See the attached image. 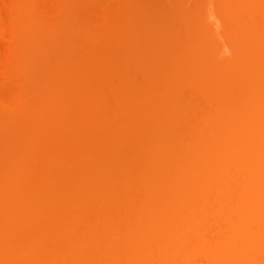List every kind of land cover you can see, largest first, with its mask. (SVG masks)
Wrapping results in <instances>:
<instances>
[{
  "label": "rangeland",
  "instance_id": "rangeland-1",
  "mask_svg": "<svg viewBox=\"0 0 264 264\" xmlns=\"http://www.w3.org/2000/svg\"><path fill=\"white\" fill-rule=\"evenodd\" d=\"M82 42L87 43L88 47L91 44L96 45L100 52L81 49ZM80 51L87 59L80 58ZM108 53L112 57L107 55ZM107 68L113 69L112 75H107L110 72ZM83 76L84 81H82ZM134 77H137L134 83H123L126 78L128 81H134ZM78 78L82 79L81 82ZM142 78H147V82L150 81L147 84ZM140 79L146 84L143 82L144 85ZM89 80L90 83L87 82ZM78 81L83 90L88 89L87 95ZM86 82L93 85L90 87ZM65 84L74 87L72 90L74 94L70 91L72 87L68 88L71 101L68 100L70 97H67L68 89L65 88ZM59 87L60 91L57 89ZM60 92L65 93L62 97L69 101L66 102V105L68 104L66 108L63 106L65 104L60 102L65 109H61V105L58 106L57 103L61 97ZM79 102H81L80 106H78ZM44 106L48 111H45ZM104 106L109 107L106 110ZM38 107H41L40 110ZM71 107L77 110L82 108L81 112L86 110L81 114ZM97 107L101 112L97 111ZM90 108L92 109L89 110ZM70 109L72 113H69ZM66 110L69 116L74 117L73 113H76L77 117H74L76 121L66 115V118L64 116L61 118V115L65 114L61 111L66 112ZM77 113L81 114L79 118ZM105 118L106 123H103ZM137 120H144L145 123L141 124L140 121L138 124ZM77 121L84 124L79 125ZM55 122L57 126L61 122L60 130L54 127ZM30 125L32 128H29ZM71 125L75 127L70 128ZM34 128L40 131L41 136L37 131L36 134L33 132ZM44 134H48L45 137L51 135L52 138L46 140ZM58 134L63 138L69 136V140L74 135L73 138L78 141L72 139L74 143L71 142L72 140L70 142L77 145L76 149L80 145L83 146L82 153H75V155L79 154L75 156L76 161L78 158V162H82V158L87 155L86 157L91 158L89 161L92 162L86 164L92 165V168L97 165L96 162L105 165L103 168L100 165L102 168L100 172L95 168L96 173L88 174L89 171H86L87 174L83 173L84 177L78 174L80 179L79 177L76 179L80 185L76 182L74 185L75 188L76 184L81 188H71L72 191L67 183L69 190H66V193L65 190L57 192L56 189L54 192L58 195L50 196L51 198L55 196L50 200L58 203L67 200V196H71L69 197L71 199L74 194L76 201L73 198L72 202L76 204L75 208L72 207L74 208L72 212L70 206L65 205L66 209L63 211L65 206L60 210V205L57 207V204L56 208L52 207V211L49 207L50 209L45 210V213L40 212L42 216L34 212L28 215L30 211H27L29 221H33L37 216L36 221L34 220L36 224L33 226L32 223L33 229L25 225V219L22 218L25 207L18 212H14L17 211L16 208L13 209V215L9 211L8 207L15 203V200L19 202L21 197L15 199L14 192L12 198L6 195L8 201L5 204L0 203L2 205L0 221L3 223L6 218L5 221L11 226L3 223L2 226H6L0 231V234L7 232L5 235L8 238H5V241V235H0L5 241L0 238V245L2 244L0 249L3 250V246L5 248L3 253L6 255L1 257L2 252L0 253V264H212L219 261L220 264H233L232 259L227 255L221 256L219 261L215 259L216 262L212 258L211 262V257H208L205 249H210L228 239L227 236L222 235L230 232V223H232L230 219L235 217L230 218L227 212L229 210L220 208L222 202L226 204L225 201L228 200L229 203H233L242 198L243 192L249 190L251 184L264 185L260 173L264 169V0H0V140L6 139L0 142V149L4 146L9 150H5L3 162V151L0 152V175L4 169L3 173L12 170L16 166L12 165L14 162L17 164L25 158L29 161L31 156L35 155L34 151L44 153L45 149L46 152L48 148L46 146H43V150H39L43 145L40 142L55 141V139L58 142L56 138L60 137ZM36 135L39 139L35 138ZM160 135L163 137L161 138ZM33 137L38 139L37 141L41 140L38 142L40 145L37 143L39 148L33 146L36 149L29 151L30 148L26 147L28 143L25 141L28 140L27 142L33 145L36 143L32 142ZM67 138L65 141H68ZM79 138H82L81 142L88 139L86 141L90 142L89 150L84 145H79L81 143ZM22 140H25L24 143ZM91 140L95 143L93 149ZM65 141L64 143H67ZM61 142L58 144L62 145ZM48 143H46L48 146L55 145L54 142ZM85 143L87 145L88 142ZM22 144H25V147ZM15 148L18 150L20 148L22 153ZM47 150H50V147ZM89 151L93 157L100 154V161L99 155L93 158ZM13 152L17 154L13 156ZM59 152H56L57 159L58 157L61 159L68 151L63 155V152L61 154ZM42 153L40 152L41 155ZM52 153L51 151L48 156L50 157ZM115 153L122 154L120 157L117 154L118 158ZM113 154L119 161H112L115 158ZM18 156L24 159L21 160ZM105 156L109 161L104 163ZM17 157L20 161L16 159ZM88 159L85 158V162ZM41 161L43 158L40 159ZM62 161L64 162V159ZM72 161L69 163L71 164ZM220 161L224 164V171L216 174L214 165ZM236 161L243 172H234L237 176L235 181V175L230 168H232L231 164L235 166ZM111 162L116 163L117 166L111 165ZM25 164L27 165V162ZM30 165H33L31 161ZM29 168L31 167L25 170V174L23 172L25 168H22L20 174H24L25 177L30 173L33 174L34 172ZM247 168L253 169L254 172L245 173ZM66 169L62 171L63 173L59 172L63 174L62 178L68 175L65 178L70 180L73 173L69 177L70 170L67 172ZM18 170L21 171L20 168ZM75 170L76 168L73 171ZM202 174L207 184L213 181L214 177L219 178L218 183L215 180L209 182L213 185H210V188L215 186V189H211L207 196L206 192L205 196L204 194L199 196L201 191L198 182L202 179ZM21 175L20 177L23 178L24 176ZM34 175L36 178V174ZM29 177L25 180H31ZM3 178L0 180L1 189L4 183H12L11 177L1 182ZM62 178H59L60 181L63 180ZM87 178L92 182L89 189L87 186L84 189L83 184H86ZM18 179L20 181V178ZM36 179H39V176ZM78 179L83 180L82 183ZM42 181L46 182L44 179ZM49 181L46 185L43 184L46 187L48 185L47 189L49 183H54L52 179ZM59 183L56 186L61 188ZM21 185L22 183L17 187L20 188ZM221 185H225L224 188L227 185L229 189H225L229 191L232 188L228 195H224L227 198L223 196L226 192L222 191ZM43 187H39V190L34 189L35 192L31 187L28 188H31L36 196L38 195L36 191L38 193L43 191L45 196L47 189ZM1 189L2 197L4 193ZM218 189H221L220 198L217 194ZM32 190L22 191V195L26 198V195L33 194ZM31 198L30 200L33 201ZM22 200L20 203H24ZM45 201L38 200L36 203L42 202L47 206ZM191 201L196 203V210L190 209ZM13 207L15 205L11 206ZM64 212L70 214L64 216ZM24 213L26 216V211ZM31 215H34L32 219ZM15 217L22 218L20 219L22 223L19 221L18 227L22 226L20 229L24 231L16 232L15 236L11 237V232L14 231L13 223L17 222ZM47 219L50 223L45 222ZM59 220L63 223H59ZM41 222H43L42 226L39 225ZM262 225L264 223L258 220L252 223L255 229ZM26 226L31 230L29 228L26 230ZM18 227L16 229L20 230ZM1 228L0 226V230ZM222 232L224 234H221ZM250 241L259 247L262 246L264 238L253 237L248 239L249 243ZM260 248L249 251L254 255L253 258L250 257L252 254L249 255L247 252L237 262L234 261L235 264H260L263 260L261 252H258L261 251Z\"/></svg>",
  "mask_w": 264,
  "mask_h": 264
},
{
  "label": "bare ground",
  "instance_id": "bare-ground-1",
  "mask_svg": "<svg viewBox=\"0 0 264 264\" xmlns=\"http://www.w3.org/2000/svg\"><path fill=\"white\" fill-rule=\"evenodd\" d=\"M93 42H94V40H93ZM96 42H97V41H96ZM89 44H90V43H89ZM72 45H74V44L72 43ZM72 45H70V47H73ZM91 45H92V44H91ZM91 45H89V47H88V44L85 43V42H82V44H80V46H82L81 49H86V48H87V50L90 51V52H91V49L93 50V52H94V50H96L97 53L100 52V50H99V51L97 50L98 48L96 47V45H92V46H91ZM97 46H98V43H97ZM108 46H109V45H108ZM108 46H107V47H108ZM98 47H99V46H98ZM73 48H74V47H73ZM102 48H103V45H102ZM109 48H110V47H109ZM114 49H115V48H114ZM104 50H105V49H104ZM85 51H86V50H84V53L86 54ZM102 51H103V50H102ZM111 51H115V50H111ZM96 52H95V53H96ZM80 53H81V51H80ZM87 53H88V52H87ZM101 53H102V52H101ZM106 53H107V52H106ZM112 53H115V52H112ZM82 54H83V52L81 53V56H80L81 59H82V57H85V54H84L83 56H82ZM88 54H89V53H88ZM116 54H117V53H116ZM100 55H101V54H100ZM100 55H99V56H100ZM107 55H110V54L108 53ZM70 56H72V55H70ZM96 56H98V55L96 54ZM96 56H95V57H96ZM110 56L112 57V55H110ZM110 56H109V57H110ZM117 56H119V55L117 54ZM117 56H116V57H117ZM74 57H75V56H74ZM74 57H72V58H74ZM106 57H107V56H106ZM111 57H110V58H111ZM68 58H69V57H68ZM78 58H79V57H78ZM97 58L100 59V57H97ZM121 58H122V57H121ZM85 59H87V58L85 57ZM102 59H103V58H102ZM83 60H84V59H83ZM119 60H120V59H118V61H119ZM72 61H73V60H72ZM104 61H105V60H104ZM121 61H122V60H121ZM73 62H74V61H73ZM80 62H82V61H80ZM102 62H103V61H102ZM111 62H112V61H111ZM115 62H116V61H115ZM104 63H105V62H104ZM112 64L114 65L113 62H112ZM68 65H70V64L68 63ZM108 65H109V63H108ZM118 65H119V62H118ZM120 65H121V64H120ZM122 65H124V64H122ZM99 66H100V65H99ZM99 66H98V67H99ZM102 66H103V64H102ZM63 67H64V65H63ZM77 67H79V66L77 65ZM109 67H110V66H109ZM116 67H117V66H116ZM65 68H66V66H65ZM65 68H64V69H65ZM69 68H70V67H69ZM69 68H68V69H69ZM111 68H113V66H111ZM118 68H119V67H118ZM124 68H126V67H124ZM72 69H73V68H72ZM74 69H75V68H74ZM76 69H79V68H76ZM102 69H103V68H102ZM104 69H105V68H104ZM107 69H110V68H107ZM114 69H116V68L114 67ZM58 70H59V69H58ZM65 70H66V69H65ZM70 70H71V69H70ZM98 70H99V69H98ZM111 70H113V69H110V72H109V74L107 73V75H110V74L112 73ZM117 70H118V69H117ZM117 70H116V71H117ZM100 71H101V70H100ZM103 73H104V72H103ZM105 73H106V71H105ZM117 73H118V71H117ZM115 74H116V73H115ZM107 75H106V76H107ZM111 75H112V74H111ZM106 76H103V77H104V78H107L108 76H107V77H106ZM114 76H115V75H114ZM114 76H113V78H114ZM81 77H82V75L80 76V78H81ZM110 77H111V76H110ZM110 77H109V79H110ZM117 77H118V76H117ZM88 78H89V77H88ZM134 78H135V77H134ZM134 78H133V79H134ZM136 78H137V77H136ZM136 78H135L134 81H133L132 79H131L132 81H128V78H126L125 81H123V80H122V81H123V83H125V84H126V83H127V84H128V83H132V82L134 83V82L136 81ZM148 78H152V77H149V76H148ZM82 79H83V80H82ZM82 79H79V78H78V80H80V82H81V80L84 81V76H83ZM89 79H90V78H89ZM115 79H116V78H115ZM117 79H118V78H117ZM142 79L144 80L145 78H142ZM142 79H140V80H141L142 83H143L144 81H143ZM146 79H147V78H146ZM146 79H145V82H147ZM153 79H154V78H153ZM76 80H77V79H76ZM90 80H91V79H90ZM90 80L87 81V82L90 83ZM100 80H101V79H100ZM129 80H130V79H129ZM154 80H156V79H154ZM69 81H70V80H69ZM73 81H74V80H73ZM116 81H117V80H116ZM120 81H121V79H120ZM141 81H140V82H141ZM149 81H150V80H148V82H149ZM156 81H158V80H156ZM78 82H79V81H78ZM80 82H79V85H81ZM87 82H86V83H87ZM110 82H111V80H110ZM113 82H115V81H113ZM113 82H112V83H113ZM145 82H144V83H145ZM148 82H147V84H148ZM71 83H72V82H71ZM73 83H74V82H73ZM75 83H76V82H75ZM75 83H74V84H75ZM89 83H87V85H88ZM120 83H121V82H119V84H120ZM144 83H143V84H144ZM63 84H64V83H63ZM68 84L70 85V82H68ZM76 84H78V83H76ZM115 84H116V83H115ZM145 84H146V83H145ZM145 84H144V85H145ZM72 85H73V84H72ZM89 85H90V84H89ZM91 85H93V84L91 83ZM91 85H90V87H91ZM112 85H114V83H113ZM67 86H68V85L65 84V88H66V89L72 87V88L70 89V91H71V93H73L72 90H73L74 87H73V86H71V87L68 86V87H67ZM146 86H147V85H146ZM65 88H64V89H65ZM92 88H93V87H92ZM57 89H59V91H60V87L57 88ZM62 89H63V88H62ZM64 89H63V90H64ZM79 89H80V87H79ZM79 89H78V91H80ZM81 89H82V85H81ZM54 90H56V88H55ZM82 90H83V89H82ZM87 90H88V89H87ZM87 90H86V91H87ZM90 90H91V89H90ZM67 91H68V96H67V97H70L71 95L69 96V93H70V92H69V89H68ZM67 91L65 90V92H67ZM74 91H75V90H74ZM78 91L76 90V93H77ZM83 91H85V90H83ZM86 91H85V93H86ZM53 92H55V91H53ZM56 92H57V90H56ZM56 92H55V93H56ZM61 92H64V91H61ZM61 92H60V93H61ZM80 92H81V91H80ZM88 92H89V91H87V93H88ZM91 92H92V91H91ZM91 92H90V94H91ZM74 93H75V92H74ZM74 93H73V94H74ZM87 93H86V95H87ZM64 94H65V93H61V97H60V98L58 97L59 100H58V98H57V100L59 101V102L57 101V103H59V105H58V104H57V105L60 106V105H61L60 102H62L63 104H65V105H63V106L66 108V106L68 105V104L66 105V102H67L68 100L71 101V97H70V99H68V100H67V99L64 100V99H63L64 96L62 97V95H64ZM48 95H49V94H48ZM86 95H85V96H86ZM49 96H50V95H49ZM58 96H59V94H58ZM72 96H74V95H72ZM76 96L78 97V94H77ZM76 96H75V97H76ZM82 96H83V94H82ZM82 96H80V97H82ZM90 96H91V95H90ZM50 97H51V96H50ZM75 97H74V98H75ZM87 97H89V96H87ZM87 97H86V98H87ZM91 97H92V96H91ZM47 98H49V97H47ZM52 98H53V97H52ZM52 98H50V99H52ZM61 98L64 100V102H63V100H62ZM64 98H65V97H64ZM86 98H84V99H86ZM50 99H49V100H50ZM84 99H83V101H84ZM49 100L47 99V101H49ZM60 100H62V101H60ZM72 100H73V98H72ZM76 100H79V99H76ZM76 100H75V101H76ZM86 100H87V99H86ZM86 100H85V101H86ZM69 101H68V102H69ZM83 101H81V102L83 103ZM85 101H84V102H85ZM50 102H53V100H50ZM50 102H49V103H50ZM81 102H79V105H78V106H80V103H81ZM49 103H47V104H49ZM85 103H86V102H85ZM85 103H84V104H85ZM53 104H54V103H52V105H53ZM55 104H56V103H55ZM71 104H72V103H71ZM77 104H78V103H77ZM77 104H76V105H77ZM102 104H103V103H102ZM76 105H75V107H76ZM104 105L106 106L107 104L105 103ZM108 105H109V104H108ZM50 106H51V104H50ZM50 106H49V107H50ZM102 106H103V105H102ZM105 106H104V108H105ZM55 107H56V106H55ZM60 107H61V109H65L64 107H62V105H61ZM60 107H58V108H60ZM82 107L85 108V106H83V105H82ZM108 107H109V106H107V108H108ZM39 108H41V107H38V109H39ZM46 108H47V107H46ZM46 108H45V106H44V109H46ZM51 108H52V107H51ZM56 108H57V107H56ZM68 108H69V107H68ZM71 108H72V107H71ZM79 108H80V107H79ZM79 108H78V109H79ZM99 108H101V107H99ZM107 108H105V109L107 110ZM32 109H33V108H32ZM36 109H37V107H36ZM72 109L74 110L75 108H72ZM80 109H81V110H77V109H75L74 111H77V112L79 111V112H81V111H82V108H80ZM87 109H88V107H87ZM91 109H92V108H90L89 110H91ZM93 109H94V108H93ZM105 109H104V112L106 111ZM114 109H115V108H114ZM30 110H31V109H30ZM39 110H40V109H39ZM41 110H42V109H41ZM56 110L59 111L58 109H56ZM67 110H68V109H67ZM67 110H66V112H65V111H61L62 114L65 113L64 115H61V118H62V116L65 117V115H66V117H67V116H69V115H67V114L73 112V111L70 109L71 111H69V113H67ZM85 110H86V109L83 110L84 113H85ZM100 110H101V109L98 110V107H97V111L101 112ZM33 111H34V110H33ZM43 111H44V110H43ZM45 111H48V110L46 109ZM51 111H52V110H51ZM94 111H95V110H94ZM34 112H35V111H34ZM34 112H32V114H33ZM37 112H39V111H37ZM63 112H64V113H63ZM83 112H81V114H82ZM102 112H103V111H102ZM30 113H31V112H30ZM55 113H56V112H55ZM57 113L60 114V112H57ZM66 113H67V114H66ZM108 113H109V112H108ZM39 114H40V113H39ZM42 114H43V113H42ZM73 114H74V117H77V116L75 115L76 113H73ZM79 114H80V113H77L78 118H79ZM81 114H80V115H81ZM33 115H34V114H33ZM35 115H37V114L35 113ZM44 115H46V114H44ZM103 115H105V114H103ZM108 115H109V114H108ZM55 116H56V115H55ZM109 116H110V115H109ZM43 117H44V116H43ZM64 117H63V119L66 118V117H65V118H64ZM69 117L72 118L73 116L71 115V116H69ZM69 117H68V118H69ZM74 117H73V118H74ZM80 117H81V116H80ZM82 117H83V116H82ZM104 117H105V116H104ZM107 117H108V116H107ZM102 118H103V117H102ZM59 119H60V118H59ZM74 119H75V118H74ZM107 119H108V118H107ZM81 120H82V119H81ZM84 120H85V119H84ZM105 120H106V118H105L102 122H103V123H106ZM60 121H61V120H60ZM66 121L68 122L69 120H66ZM71 121H74V120L71 119ZM75 121H76V119H75ZM104 121H105V122H104ZM107 121H108V120H107ZM137 121H138V120H137ZM140 121H141V120H139L137 123L139 124ZM143 121H144V120H143ZM143 121H141V122H142L141 124H144V123H145V122L143 123ZM69 122H70V121H69ZM77 122H79V121H77ZM77 122H75V124H76ZM88 122H89V121H88ZM98 122H99V121H97V123H98ZM59 123L61 124V122H59ZM62 123H64V122H62ZM65 123H66V122H65ZM70 123H71V122H70ZM70 123H69V124H70ZM99 123H100V122H99ZM103 123H102V126H103ZM108 123H109V121H108ZM108 123H107V124H108ZM37 124H38V123H37ZM37 124H36V125H37ZM52 124H53V123H52ZM52 124H51V125H52ZM54 124H55L54 127H58V128H56V129H59V128H60V127H59L60 124H59V126L56 125V122H55ZM54 124H53V125H54ZM57 124H58V123H57ZM73 124H74V123H73ZM75 124H74V125H75ZM80 124H84V123H81V121H80V122H79V125H80ZM107 124H106V125H107ZM31 125H32V124H31ZM31 125L29 126V128L31 127ZM36 125H35V127H36ZM38 125H39V124H38ZM44 125H45V124H44ZM74 125H71L70 128H72V126H74ZM77 125H78V124H77ZM79 125H78V128H79ZM87 125H90V126L92 127V125H91L90 123H89V124L87 123ZM100 125H101V124H100ZM90 126H89V128H90ZM96 126H98V125H96ZM102 126H101V127H102ZM39 127H40V126H39ZM65 127H66V126H65ZM74 127H75V126H74ZM76 127H77V126H76ZM81 127H82V126H81ZM84 127L86 128V125H85ZM87 127H88V126H87ZM104 127H105V126H104ZM31 128H32V127H31ZM41 128H43V127H41ZM51 128H53V127H51ZM63 128H64V127H63ZM70 128H69V129H70ZM78 128H75V129H78ZM85 128H84V129H85ZM89 128H88V129H89ZM115 128H116V127H115ZM80 129H81V128H80ZM82 129H83V128H82ZM82 129H81V130H82ZM84 129H83V130H84ZM24 130H25V129H24ZM40 130H41V129H40ZM51 130H52V129H51ZM53 130H54V129H53ZM59 130H60V129H59ZM64 130H66V129H64ZM64 130H63V131H64ZM67 130H68V128H67ZM165 130H166V129H165ZM32 131H33V130H31V132H32ZM35 131H37V130H35V128H34V131H33V132L35 133ZM76 131H77V130H76ZM76 131H74V132H76ZM156 131H157V130H156ZM160 131H161V130H160ZM162 131H163V130H162ZM28 132H29V131H28ZM51 132H52V131H51ZM61 132H62V131H61ZM66 132H67V131H66ZM69 132H70V131H69ZM72 132H73V130H72ZM77 132H78V131H77ZM82 132H83V131H82ZM84 132H85V131H84ZM84 132H83V133H84ZM17 133H18V132H17ZM22 133H23V131H22ZM24 133H25V132H24ZM37 133H38V135H40V131H37ZM57 133H58V132H57ZM57 133H56V134H57ZM59 133H60V132H59ZM64 133H65V132H64ZM78 133H79V132H78ZM83 133H80V134H83ZM157 133H158V132H157ZM159 133H160V132H159ZM29 134H30V133H29ZM32 134H33V133H32ZM35 134H36V133H35ZM50 134H51V133H50ZM52 134H53V133H52ZM61 134L63 135V132H62ZM61 134H60V135L58 134V136H60V137H56V138H58V142H57L56 139H55V141H54V140H53V141L50 140L52 143L54 142L56 146H55V145H54V146H52V145H49V146H48L46 143H48L49 140H48L47 142H46V140H47L49 137H51V135H49L48 138H47V137H45V136H47L48 134H47V135L44 134V137H45L46 140L43 139V140H45V141L40 142V143L43 144V145H41L40 148L38 147V146L40 145V143H38V142L41 141V140L37 141V140L39 139V137H37L38 135H36V137H35V138H38V139H35V138L33 137L34 140H32V142H33V141L36 142V143H33V145H30V144H32V143L27 142V141H28L27 139H29V138H27V136L24 135V136L27 138V139H26L27 141H25V140H22V141H23V143H24V141H25V143H28V144H26V147H29V148H30L29 151H30V150H31V151H32V150H35L36 148L34 149V147H36L38 144H39V145H38L37 147L39 148V150H43V149H44L43 146H46V147H48V148L50 147V150H47L48 148L45 147V148H46V152H45V149H44V153H42V151H40L43 155H41L40 152H39L38 150H37L38 152H37V151H34V152H35L34 154L37 155L39 158H38L37 156L35 157V155H33V156H31L32 158H31L29 161H27L26 158H25V160L23 161V160H22L23 157L21 158L20 156H18V157H20V159L22 160V162L20 161V159H18V157H17L16 159H18V160L21 162V165L19 164L20 162H19V163L16 162L17 164H15V162H14V164L11 162L12 165H14V166L16 165V166H15L16 168L12 166V167L14 168V170H15V171H14L15 174H14V172H13V168H12V170H8L9 172L6 171L5 173H3L5 169L3 170V172L1 171V175L4 177V178H3V177H1V175H0V177L3 178V180H2L1 182L5 181V180H8V179L11 177L10 181H12V183H13V185H12V183H11L10 181H9V182H10L9 184H7V182H6V184L4 183L5 185L3 184L4 187H3L2 189L0 188V189L2 190V192L4 193V195H3L2 197H1V195H0V197H1V199H2V200L0 199V203H2V204H3V203L5 204V202L8 201V197H7V196H10L11 198L14 197V196H13L14 193L16 194V195H15V199H17V197L20 196L21 198H20V197H19V198H20L21 200L23 199L22 201H24L25 196L22 195V191H26V190H29V189H30V190H32V189H33V190H34V189H35V190H39V189H40L39 187H41V186L43 187V186L46 185V183H48L49 180H51V179L53 180L54 183H49V184H50V186H49L50 189H49V188L47 189L48 185H47V187H46V186L43 187V188H46V189H47V193L45 194V196L43 195V193H44L43 191H42V193H41V191H39V193L36 191V193L38 194V195L36 196L35 193H33V190H32L31 193L34 194V195L32 194L34 197H33L32 195H30V194H28V195L24 194V195H26V198H25L26 200L24 201V203H23V202L20 203L21 200H19V202H17V201L15 200V203H12V204H11V206H14V205H15V207H13V208H11V206L8 207L10 213H12V212L15 210V208L17 209V211L15 210L14 212H18L19 209H20V210H23V208L25 207V208H24V212L26 211V216H25V213L22 211V212H23V215H22V216H24V217H22V216H21V217L23 218V220H24V219L26 220V218H27V220H26V221L24 220V222H25V225H29L30 228L32 227V223H33V226H34V224H36V223H34V222L36 221L37 216H36V218H35V217L33 218V216H34L35 214H34V215H31V216H32L31 219L33 218V221L30 220L31 223H30V221H29V218H30V217H28V215L32 214L33 212L36 213V215L39 214L40 212L43 213V211H44V213H45V210L47 211V209H50L49 207H51L50 211H52V207H53V208H56V206L59 207V205H60V207H59L60 210H62V207L65 206V205H67V207L70 206V208H72V207L74 206V208H75V204H76V203L72 202V201H74V199H75V201H76V196H74V194L72 195L73 197L71 198V199L74 198L73 200H71V199L69 198V197H71V196H69V197L67 196L66 198H68V199H67L68 202H67V200L65 199V200H62V201H61L62 203H61L60 201H59L60 203H59V202L57 203V201L55 202V201H53V200H50V198H51L50 196L53 195V194H56V193L54 192V191H56V189H57V192H59V191H64V190H65V193H66V192H67L66 190H69V189H71V188H75L74 182H76L77 184L79 183V185H80V182H78L77 179H76L77 177H79V175H80V176L83 175V177H84V174H83V173H86V174H87L86 171H89L88 174L93 173L94 170H95V168H96V170H97L98 172H100V171H101V170H100V168H101L100 165H102V168H103V166L105 165V164L103 165L101 162H99V163L96 162L97 165H95V167L93 166V168H94V169H93V168L91 167L92 165H88V164H89L90 162H92V161H89L91 158L88 159V157H86L87 155H85V157H84V159H85V158L88 159V160H86L87 162H85V160H84L83 158H82V162H84V164H86V163H88V164L84 165L82 162H78V158H77V161H76L75 156H76V155L78 156L80 153H82V152H81V148H82L83 146H81L80 144L84 145L85 148H88V146H90V142H89V141H86V140H88V139L84 138V139H86V140H84V139H83V140H84L85 142H88V143H89V144L87 143V145H86V143H85L84 141H82V142H84V143L81 142L82 138H81V139L79 138L81 143H79L80 146H78V148L76 149V146H77V145L72 144V143H74L72 139H75V138H73L74 135H73V137L71 136V137H72V139H70V140H72V141H71L72 143H71L70 140H69V136H68V138H67V137H64V138H63ZM72 134H73V133H72ZM72 134H70V135H72ZM76 134H77V133H76ZM84 134H86V133H84ZM161 134H163V133H161ZM15 135H17V134H15ZM20 135H21V133H20ZM67 135H68V134H67ZM164 135H165V134H163V136H164ZM32 136H34V135H31V137H32ZM40 136H41V135H40ZM54 136H57V135H54ZM75 136H76V135H75ZM99 136H100V135H99ZM101 136H102V135H101ZM163 136L160 135L161 138H162ZM16 137H17V136H16ZM16 137H15V138H16ZM20 137H21V136H20ZM28 137H29V136H28ZM44 137H43V138H44ZM71 137H70V138H71ZM82 137H83V136H82ZM11 138H14V137H11ZM18 138H19V137H18ZM18 138H17V140H18ZM22 138H23V137H22ZM40 138H41V137H40ZM51 138H52V137H51ZM65 138H67L69 142H68V141H65ZM100 138H101V137H100ZM8 139H9V138H8ZM19 139H21V138H19ZM23 139H24V138H23ZM60 139H61V141L63 142L62 145L58 144L59 142H61ZM62 139H64V141L67 142L68 145H67V143H64V141H63ZM67 139H66V140H67ZM89 139H90V137H89ZM102 139H103V136H102ZM3 140H4V139H3ZM3 140L1 139L0 142L3 141ZM9 140L11 141V139H9ZM9 140H8V141H9ZM15 140H16V139H15ZM75 140H76V139H75ZM161 140H162V139H161ZM4 141H6V139H5ZM13 141H14V140H13ZM50 141H49L48 144L51 143ZM76 141H78V140H76ZM11 142H12V141H11ZM19 142H20V141H19ZM30 142H31V141H30ZM45 142H46V143H45ZM56 142H57V143H56ZM62 142H61V143H62ZM91 142H93V144H91V145H93V146H91L92 149H93V147H95V146H94L95 143H94V141H92V140H91ZM14 143H15V142H14ZM16 143H17V141H16ZM20 143H21V142H20ZM37 143H38V144H37ZM44 143H45V144H44ZM6 144H8V143L6 142ZM34 144H35V145H34ZM36 144H37V145H36ZM70 144L72 145V147H69V146H71ZM77 144H78V143H77ZM0 145H1V144H0ZM12 145H14V144H12ZM22 145H23V144H22ZM24 145H25V144H24ZM24 145H23V147H25ZM29 145H30V146H29ZM58 145H60V147L62 146L61 148H65V149L62 150L60 147H58ZM17 146H18V145H17ZM19 146H20V144H19ZM33 146H34V147H33ZM86 146H87V147H86ZM6 147H7V145H6ZM31 147H33V148H31ZM54 147H55V148H54ZM57 147H58V148H57ZM67 147H68V148H67ZM73 147H74L75 149H74ZM3 148H5V147L3 146V147L0 149V152H1V151L4 152V153L2 152V154H3V155H2V157H3L2 162H3L4 157H5V156H4V154H5V150H8L7 148H5V149L3 150ZM11 148L13 149L14 147H11ZM17 148H18V147H17ZM38 148H37V149H38ZM51 148H54V150L51 149ZM59 148H60V149H59ZM69 148H70V149H69ZM22 149H23V148H21V150H22ZM67 149H68V150H67ZM83 149H84V148H83ZM83 149H82V150H83ZM92 149H91V150H92ZM15 150L17 151L18 149L15 148ZM15 150H14V152H15ZM27 150H28V149H27ZM27 150H26V151H27ZM55 150H56V151H55ZM59 150H60L61 152H59ZM64 150H65L66 152H67V151H68V152L70 151V152H69V153L67 152L66 154H64V152H65ZM72 150H73V151H72ZM88 150H89V148H88ZM97 150H98V148H97ZM8 151H9V150H8ZM11 151H13V150H11ZM18 151H20V148H19ZM29 151H27V152L29 153ZM47 151H48L49 153H50L51 151L53 152L52 154H50V157L48 156L49 153H47ZM83 151H86V150H83ZM14 152L12 153L13 156H15V155L17 154V152H16V153H14ZM20 152H21V151H20ZM20 152H18V153H20ZM24 152H25V151H24ZM36 152H37V153H36ZM56 152H57V153L59 152L60 154L63 152L62 155L64 154L65 156H64V155H63V156L60 155V156H62V158L59 159V157H58V159H57V158H56V156H57V155H56V154H57ZM87 152H88V151H87ZM87 152H85V153H87ZM92 152H93V151H92ZM117 152L119 153V150H118ZM21 153H22V152H21ZM25 153H26V152H25ZM31 153H32V152H31ZM38 153L42 156L41 158H40V155H38ZM54 153H55V154H54ZM75 153H79V154H76V155H75ZM106 153H107V151L105 152V155H106ZM109 153H110V152H109ZM113 153H114V151H113ZM118 153H115V154L117 155ZM14 154H15V155H14ZM23 154H24V153H23ZM32 154H33V153H32ZM44 154H45V155H44ZM89 154H90V151H89ZM89 154H88V155H89ZM115 154H113V158L116 156ZM121 154H122V153H121ZM121 154H118L119 157L121 156ZM5 155H6V154H5ZM19 155H22V154H19ZM27 155H28V154H27ZM51 155H52V156H51ZM68 155H69V156H68ZM83 155H84V152H83ZM90 155H92V154H90ZM90 155H89V156H90ZM98 155H99V159H98V158H97V159L100 161V156H101V155H100V154H97L96 156L98 157ZM114 155H115V156H114ZM118 155H117V157H118ZM10 156H11V155H10ZM22 156H23V155H22ZM44 156H45V157H44ZM46 156H47V158H46ZM53 156H54V157H53ZM58 156H59V154H58ZM80 156H81V155H80ZM96 156H94V157L96 158ZM106 156H107V155H106ZM106 156H105V158H104V159H105L104 163L109 161V159L106 160ZM0 157H1V155H0ZM34 157H35V158H34ZM51 157H52L54 160H53V159L51 160ZM68 157H70V158H68ZM92 157H93V155H92ZM94 157H93V158H94ZM117 157H115L112 161H114V160H115L114 162L119 161V160L117 159ZM119 157H118V158H119ZM10 158H11V157H10ZM27 158H28V157H27ZM42 158H43V161H41V162H42L45 166L42 165V163L40 162V159L42 160ZM65 158H67V159H65ZM71 158H73V159H71ZM109 158H110V157H109ZM0 159H1V158H0ZM23 159H24V158H23ZM35 159H36V160L38 159L39 161L37 160V162H36ZM49 159H50V160H49ZM56 159H57L58 161H57ZM63 159H64V162L62 161ZM74 159H75V161H72V160H74ZM116 159H117V160H116ZM6 160H7V158H6ZM11 160H12V158H11ZM13 160L15 161V159H13ZM18 160H17V161H18ZM32 160H33V161H32ZM44 160H45V161L47 160V161L45 162ZM59 160H60V162H59ZM92 160H93V159H92ZM98 160H97V161H98ZM0 161H1V160H0ZM30 161H31V164L33 163V165H30ZM48 161L51 162V163H50L51 165L49 164ZM66 161H67V162H66ZM70 161H72L71 164L69 163ZM79 161H80V160H79ZM88 161H89V162H88ZM93 161H94V160H93ZM95 161H96V160H95ZM6 162H7V161H6ZM6 162H5V163H6ZM25 162H27V165L25 164ZM44 162H45V163H44ZM47 162H48V163H47ZM55 162H56V163H55ZM73 162H76L77 164H76V163H73ZM0 163H1V162H0ZM7 163H9V162H7ZM28 163H29V164H28ZM37 163H38V164L40 163V165H37ZM78 163H79V164H78ZM80 163L82 164L81 167H80V165H81ZM100 163H101V164H100ZM3 164H4V163H3ZM24 164H25V165H24ZM34 164H35V167H34ZM55 164H56V165H55ZM63 164H64V165H63ZM67 164H68V165L70 164V165L68 166ZM72 164H73V165H72ZM92 164H93V163H92ZM106 164H107V163H106ZM113 164H114V163L111 162V165H113ZM115 164H116V163H115ZM115 164H114V166H115ZM230 164H231V163H230ZM8 165H9V164H8ZM17 165H18V166H17ZM29 165H30V166H29ZM41 165H42V166H41ZM59 165H60V166H59ZM65 165H66V166H65ZM71 165H72V166H71ZM93 165H94V164H93ZM107 165H109V164H107ZM223 165H224V164L221 163V161H220V163L216 162V164L214 165V169H215L216 174H218V173H220V174L223 173V171H224V166H223ZM5 166H7V165H5ZM39 166H40V167H39ZM52 166H53V167H52ZM56 166H57V167H56ZM61 166H62V167H61ZM83 166H84V167L86 166V167L84 168ZM87 166H88V167H87ZM89 166H90L91 168H90ZM116 166H117V165H116ZM116 166H115V167H116ZM28 167H31V168H29L30 171L32 170L31 172H34L33 174H36L37 177L39 176V179H36L37 177L35 178V175L33 176L32 173H30V174H32L31 176H33L32 178H31V176L29 177L30 174L28 175V173H27L28 176H26V177L24 176V174H25V172L27 171V168H28ZM45 167H46V168H45ZM59 167H61V168H59ZM63 167H64V168H63ZM73 167L76 168L75 171H73V170L75 169V168H73ZM77 167H78V169H77ZM79 167H80V168H79ZM231 167H232V168H230V169L232 170L231 172H233L234 175H235V173H234L235 171H237V172H243V170L240 169L239 163H238L237 161H236L235 166H233V165L231 164ZM1 168H2V167H1ZM3 168H4V167H3ZM19 168H20L21 171L18 170ZM22 168H23V169L25 168V169H24V171H23L24 174L21 175L20 173L22 172ZM33 168H34V169H33ZM51 168H52V169H51ZM66 168H69V169L67 170ZM102 168H101V169H102ZM16 169H17V170H16ZM35 169H36V171H35ZM37 169L39 170L40 173L43 172V173H42L43 175L40 174V173L38 172ZM50 169H51V170H50ZM55 169H56V170H55ZM64 169H66L67 172L70 170V171L68 172V173H70L69 177H70V176L72 175V173H73V176H71L72 178H70V180H69V178H65V177H68L67 173H65V172H64V173H65L67 176H65V177L62 178V176H63V174H62L63 172H62V171H65ZM71 169H73V170H71ZM79 169H80V170H79ZM92 169H93V171H91ZM115 169H116V168H115ZM117 169H118V168H117ZM25 170H26V171H25ZM47 170L49 171V173H48ZM10 171H12V172H10ZM17 171L19 172L18 174H17ZM50 171H53V172H50ZM59 171L62 172V173H60ZM90 171H91V172H90ZM97 171H95L94 173H96ZM35 172H36V173H35ZM55 172H56V173H55ZM57 172H58V173H57ZM205 172H206V171H205ZM247 172H254V170H253V169L251 170L250 168H247V171H245V173H247ZM2 173H3V174H2ZM37 173H38V175H37ZM44 173H46V174H44ZM53 173H54V174H53ZM260 173H261V176H262L263 179H264V169H262V170L260 171ZM9 174H10V177H9ZM48 174H49V175H48ZM50 174H51V175H50ZM55 174H56V175H55ZM57 174H58V175L61 174L59 178H60V179L62 178L65 182H64L63 180L60 181V179L58 178V175H57ZM65 174H64V175H65ZM74 174H75V175H74ZM76 174H77V175L79 174V175L76 176ZM6 175H7V176H6ZM14 175H15V176H14ZM18 175H19V177H18ZM20 175H21V176H24V177L21 178ZM232 176H233V175H232ZM17 177L20 178V181H19V179H18ZM28 177H29L31 180H29V181H28V180H25V179H28ZM43 177H44V178H43ZM73 177H74V178H73ZM83 177H82V179H83ZM101 177L103 178L102 175H101ZM101 177H100V178H101ZM201 177H202V179L199 180V182H198V183H199L198 187H199V189H200V191H201V194H200V192H199L198 194H200L199 196H203V194L206 192L205 194H206V196H207V195H208L207 193L211 192V189H213V188L215 187V186H214V187H211V188H210V185L213 186V185L210 184V183H211V182H215V181H217V183H218V182H219V178H218V177H214V178H213V181H209L210 183L208 182V184H207V183L205 182V179H204V175H203V174L201 175ZM1 178H0V180H1ZM5 178H6V179H5ZM41 178H43L44 181H46V182L44 183V182L42 181L43 179L40 180ZM46 178H47V180H46ZM57 178H58L59 180H58ZM64 178H65V179H64ZM85 178H86V177H85ZM4 179H5V180H4ZM13 179H14V182H13ZM54 179H55L56 183H55ZM73 179H76V180H73ZM79 179H80V177H79ZM79 179H78V180H79ZM236 179H237V176L235 175V181H236ZM16 180H17L18 182H17ZM23 180H24V181H23ZM38 180H39V181H38ZM83 180H84V179H83ZM83 180H82V181H83ZM214 180H215V181H214ZM15 181H16V183H15ZM22 181H23V182H22ZM30 181H31L33 184H32ZM35 181H36V182H35ZM58 181L61 182V183H59ZM69 181H70V182H69ZM79 181H81V180H79ZM82 181H81V183H82ZM87 181H88V182H87ZM20 182L22 183V185H21L20 188H18L17 186H18V185L20 186V184H21ZM25 182H26L27 184H26ZM29 182H30V184H29ZM37 182H38V184H37ZM49 182H52V181H49ZM91 182H92V181H91ZM91 182H90L89 179L87 178V180L85 181V183H86L87 185H86V184H83L84 189H85L86 186H87V188L89 189V186L91 185ZM233 182H234V181H233ZM19 183H20V184H19ZM34 183H35L36 185H35ZM58 183L61 185V188H59L58 186H56V184H58ZM67 183H68L69 186L67 185ZM70 183H71V185H70ZM76 183H75V184H76ZM217 183H216V184H217ZM16 184H18V185H16ZM40 184H42V185H40ZM43 184H45V185H43ZM72 184H73V185H72ZM77 184H76V188H77V187H78V188H81V186L79 187V185L77 186ZM213 184L216 185L215 183H213ZM0 185H2V184L0 183ZM24 185H25V186H24ZM31 185H32V186H31ZM52 185H53V186H52ZM5 186H6V187H5ZM11 186H12V187H11ZM13 186H14V188H13ZM22 186H23V187H22ZM27 186H28V187H31L32 189H31V188H28ZM62 186H63V187H62ZM67 186L69 187V189H68ZM70 186H71V187H70ZM218 186H220V185H218ZM222 186H223V185H221L220 188L222 189V191H223L224 193L226 192L225 194H223V196H224V195H228L227 193H230V192L232 191V188H230L231 191L227 190V189H229V188H227V185H226V187H225V188H227V189L224 188L225 185H224L223 187H222ZM231 186H232V185H231ZM231 186H230V187H231ZM16 187H17L18 189H17ZM34 187H35V188H34ZM228 187H229V186H228ZM232 187H233V186H232ZM6 188H7V189H6ZM8 188H9V189H8ZM38 188H39V189H38ZM51 188H52V190H51ZM54 188H55V190H54ZM76 188H75V189H76ZM87 188H86V189H87ZM249 188H250L249 190L247 189L246 191L243 192L242 198L237 199V200H236L235 202H233V203H232V202L229 203V201L227 200V201H225V202H226V204H225V203H223V202H224V201H223V202H222L223 205L221 204L222 207L219 206V207L222 208V209L224 208L225 211H226V210H229V211H227V212H229V214H228V213H227V214H228V216H229L230 218H234V217H235V218H234V219H230V220H231L230 222H232V223H230V224H231V226H230V228H229V229H230V232H228L227 235L224 234L223 232L221 233V234H224V235H222V236H227L228 239L225 240V241L222 242V243H218V244H216L215 246L211 247L210 249H205V250H207V255H208V257H211V258H210V261H211V262L213 261V260H211L212 258H213L214 261L216 262V260H217V261L220 260L221 256H223V255H227L228 257H230V258L232 259L233 262L231 261V263L235 264V262H237L239 258L244 257L243 255H246L247 252H248L249 255H251L252 253H249V251H251V250H253V249H257V250H258V249L261 247V248H260L261 251H258V252H261V255L263 256V257H262L263 260H261L262 262H260V264H264V241H263V244H261L262 246H259V247H257L253 241H252V242L250 241V243L248 242V239H251V238H253V237H262V238H264V225H262L261 227L256 228V229L254 228V226H252V223H253L254 221H257V220L260 221V222H262V223H264V185H263V183H262V184H251V185L249 186ZM5 189H6V190H5ZM10 189H11V190H10ZM46 189H44V190L46 191ZM60 189H61V190H60ZM62 189H63V190H62ZM75 189H74V191H75ZM84 189H83V190H84ZM209 189H210V191H208ZM214 189H215V188H214ZM221 189H220V190H219V189L217 190V192H219V193H217V194H219V198H220V191H221ZM223 189H225L226 191L223 190ZM3 190H5V191H7V192H5V191H3ZM8 190H9V191H12V190H13V191H12V193H11V192H9ZM35 190H34V192H35ZM49 190H51V192H50ZM71 190H72V189H71ZM72 191H73V190H72ZM72 191H71V192H72ZM76 191H77V190H76ZM207 191H208V192H207ZM13 192H14V193H13ZM48 192H49V193H48ZM82 192H83V191H82ZM223 192H222V193H223ZM6 193H7V194H6ZM40 193H41V194H40ZM62 193H63V192H62ZM62 193H59V194H62ZM65 193H64V194H65ZM73 193H74V192H73ZM10 194H11V195H10ZM39 194H40V195H39ZM205 194H204V196H205ZM209 194H210V193H209ZM217 194H216V195H217ZM6 195H7V196H6ZM56 195H58V194H56ZM65 195H66V194H65ZM5 196H6L7 198H6ZM31 196H32V198H31ZM217 196H218V195H217ZM10 197H9V200H10ZM40 197H41V199H40ZM43 197H44V199H43ZM47 197H48L49 199H47ZM53 197H55V196H53ZM53 197H52V198H53ZM58 197H59V196H58ZM62 197H63V196H62ZM62 197H61V198H62ZM221 197H222V195H221ZM224 197L227 198L226 196H224ZM4 198H6V199L4 200ZM27 198H28V199H27ZM30 198H31L33 201H31ZM37 198H38V199H37ZM52 198H51V199H52ZM64 198H65V197H64ZM64 198H63V199H64ZM222 198H223V197H222ZM35 199H37V200H35ZM55 199H57V197H56ZM59 199H60V198H59ZM223 199H224V198H223ZM3 200H4V201H3ZM17 200H18V199H17ZM38 200H44V201L46 200L45 202H46L47 206L44 205L42 202H41V203L43 204V206H42V204H41L40 202H39V203H38V202L36 203V201H38ZM49 200H50V201H49ZM60 200H61V199H60ZM1 201H2V202H1ZM29 201H31V202H29ZM48 201H49L50 204H51V201H53V202H55V203L52 202V204L50 205V204L48 203ZM70 201H71V202H70ZM13 202H14V201H13ZM25 202H27V203H26L27 205H25ZM63 202H65V203H63ZM69 202L71 203V205H68V204H70ZM219 202H220V201H219ZM30 203H31V205H30ZM35 203H36V205H35ZM66 203H67V204H66ZM220 203H221V202H220ZM220 203H219V204H220ZM13 204H14V205H13ZM56 204H57V205H56ZM63 204H64V205H63ZM73 204H74V205H73ZM189 204L191 205V206L189 205V207H190L191 210H196L195 207H196L197 205H196L195 202L193 203V201H191V203H189ZM227 204H228L229 207L227 206ZM23 205H24V206H23ZM34 205H35V206H34ZM55 205H56V206H55ZM0 206H2V205L0 204ZM19 206H20V207H19ZM21 206H22V207H21ZM36 206H37V208H36ZM44 206H46V207H48V208H46V207L44 208ZM223 206H225V207H223ZM17 207H18V208H17ZM28 207H29L30 209H29ZM34 207H35V208H34ZM39 207H40V208H39ZM198 207H200V206L198 205ZM217 207H218V206H217ZM2 208H3V207H2ZM10 208L12 209V211H11ZM31 208H32V209H31ZM41 208H42V209H41ZM74 208H72L70 211L72 212V210H73ZM200 208H201V207H200ZM3 209H4V208H3ZM3 209L1 210L2 212H3ZM13 209H14V210H13ZM27 209H28V210H27ZM63 209H64L63 211H65L66 206H65V208L63 207ZM40 210H41V211H40ZM60 210H57V212H58V211L60 212ZM27 211H28V212L30 211V212L28 213V215H27ZM37 211H38V212H37ZM50 211H48V212H50ZM53 211H54V209H53ZM63 211H62V212H63ZM67 211H68V210H67ZM67 211H66V212H67ZM6 212H7V211H6ZM22 212H20V213L22 214ZM68 212H69V211H68ZM230 212H231V213H230ZM10 213H9V215H10ZM41 213H40V214H41ZM50 213H51V212H50ZM50 213H49V214H50ZM53 213H54V212H53ZM18 214H19V213H18ZM21 214H20V215H21ZM40 214H39V215H40ZM49 214H48V215H49ZM55 214H56V213H55ZM63 214H64V216H65V215H69L70 213H65V212H64ZM3 215H4V214H3ZM5 215H6V213H5ZM5 215H4V216H5ZM11 215H13V213H12ZM20 215H19V216H20ZM43 215H46V214H43ZM230 215H231V216L235 215V216L231 217ZM7 216H8V213H7ZM40 216H42V215H40ZM46 216H47V215H46ZM51 216H53V215H51ZM5 217H6V216H5ZM12 217H13V216H12ZM38 217H39V216H38ZM56 217H57V218H60V217L57 216V215H56ZM66 217H67V216H66ZM69 217H70V216H68V220H69ZM2 218H4V217H2ZM8 218H9V216H8ZM8 218H7V219H8ZM15 218H16V217H15ZM15 218H14V219H15ZM22 218H20V219H22ZM43 218H44V217H43ZM63 218H64V217H63ZM9 219H10V218H9ZM16 219H17V218H16ZM16 219H15V220H16ZM20 219H17V220H16L17 222L13 223V228H12V227H11V228L15 231V233L13 234L14 231H12V232H11V233H12L11 237H12V236H15L16 232L19 233L20 231H21V232L24 231V230L20 229V227H22V226L18 227V226H19V224H18L19 221H20V223H22V222H21L22 220H20ZM40 219H41V217H40ZM40 219H39V220H40ZM48 219L50 220V218H48ZM48 219H47L45 222H47ZM65 219H66V218H65ZM5 220H6V218L3 220V223H4V224L7 223V225H8L9 222H6L7 220H6V221H5ZM34 220H35V221H34ZM51 220H52V219H51ZM51 220H50V221H51ZM68 220H67V222L70 221V220H69V221H68ZM72 220H73V218H72ZM11 221H13L12 218H11L10 222H11ZM37 221H38V220H37ZM40 221H41V220H40ZM55 221H56V220H55ZM0 222H1L0 226L3 228V229L1 228L0 231H3L6 225H5V226H2V225H4V224L2 223V221H0ZM24 222H23V223H24ZM27 222H28V224H27ZM45 222H44V223H45ZM51 222H53V221H51ZM11 223H12V222H11ZM29 223H30L31 225H30ZM38 223H39V222H38ZM42 223H43V222H41L39 225L42 226ZM48 223H50V222L48 221ZM59 223H63V222L59 220ZM64 223H65V222H64ZM14 224H17V225H14ZM71 224H72V223L70 222L69 225H71ZM9 225H10V224H9ZM20 225H22V224H20ZM39 225H37V226H39ZM43 225H44V224H43ZM66 225H67V223H66ZM10 226H11V225H10ZM14 226H17L20 230L16 229L17 227L15 228ZM45 226L47 227L48 225L46 224ZM63 226H64V225H63ZM67 226H68V225H67ZM35 227H36V226H35ZM35 227H34V228H35ZM64 227H66V226H64ZM14 228H15V229H14ZM26 228H27L26 230H28L29 227L26 226ZM30 228H29V229H30ZM37 228H38V227H37ZM32 229H33V227H32ZM17 230H18V231H17ZM30 230H31V229H30ZM67 230H68V228H67ZM64 231H65V230L63 229V232H64ZM63 232H62V234H63ZM67 232H68V231H67ZM6 233H7V232H6ZM6 233L0 234V235H5ZM11 233H10V234H11ZM67 235H68V233H67ZM67 235H66V236H67ZM72 235H73V234H72ZM5 236H6V235H5ZM5 236H4V239L7 238V236H6V237H5ZM62 236H63V235H62ZM1 237H3V236H1ZM1 237H0V238H1ZM65 238H67V237H65ZM1 239H2V241H4L3 238H1ZM7 239H8V238H7ZM48 240H49V239H48ZM5 241H6V239H5ZM5 241H4V242H5ZM9 242H10V241H9ZM6 243H8V242H6ZM65 243H66V241H65ZM1 245H2V244H1ZM1 245H0V246H1ZM7 245H8V244H7ZM4 246H5V245H4ZM5 247H7V246H5ZM2 248H3V250H5V248H4L3 246H2ZM208 248H209V247H208ZM52 249H53V248H52ZM0 250H1L0 253H1V252L3 253V250H2V249H0ZM4 252H5V251H4ZM242 252H244V253L242 254ZM2 253H1V257H3V255L5 254V253H3V254H2ZM249 255H247V256H249ZM5 256H6V255H4V257H5ZM252 256H254V255L252 254L250 257L253 258ZM255 258H256V257H255ZM2 259H3V258H2ZM215 259H216V260H215ZM226 260H227V259H226ZM234 261H235V262H234ZM219 262H220V261H219ZM219 262H216V263L212 262V264H217V263L220 264ZM237 264H238V263H237Z\"/></svg>",
  "mask_w": 264,
  "mask_h": 264
}]
</instances>
